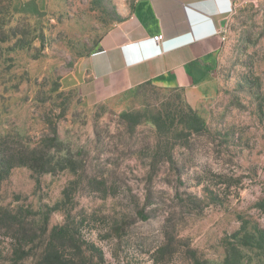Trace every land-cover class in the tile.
<instances>
[{"label":"rangeland","instance_id":"rangeland-1","mask_svg":"<svg viewBox=\"0 0 264 264\" xmlns=\"http://www.w3.org/2000/svg\"><path fill=\"white\" fill-rule=\"evenodd\" d=\"M147 1L0 0V264H264V0H236L193 106L61 87ZM168 100L204 127L159 135Z\"/></svg>","mask_w":264,"mask_h":264},{"label":"crops","instance_id":"crops-1","mask_svg":"<svg viewBox=\"0 0 264 264\" xmlns=\"http://www.w3.org/2000/svg\"><path fill=\"white\" fill-rule=\"evenodd\" d=\"M236 0H148L104 34L97 49L62 77L69 91L104 81L137 87L150 82L184 93L193 106L214 93L212 67L222 47V29ZM162 35L159 43L151 38Z\"/></svg>","mask_w":264,"mask_h":264},{"label":"trees","instance_id":"trees-1","mask_svg":"<svg viewBox=\"0 0 264 264\" xmlns=\"http://www.w3.org/2000/svg\"><path fill=\"white\" fill-rule=\"evenodd\" d=\"M152 84L150 82L141 84L137 86V89H142L145 86H151ZM170 91H180L177 89H168ZM185 109H187L189 112H191L190 108L185 106ZM183 108L181 107V104H176V100H168L162 105V109L159 113H157L154 116V125L157 128L158 134L161 135L162 128L165 126V124H169V126L173 129L176 127H181L182 129H188V130H195L200 131L204 124L201 122L200 118L196 115H193L192 120H188V114L184 112ZM257 239L262 248H264V230H256Z\"/></svg>","mask_w":264,"mask_h":264},{"label":"built area","instance_id":"built-area-1","mask_svg":"<svg viewBox=\"0 0 264 264\" xmlns=\"http://www.w3.org/2000/svg\"><path fill=\"white\" fill-rule=\"evenodd\" d=\"M154 43H159L162 40V35H157L151 38Z\"/></svg>","mask_w":264,"mask_h":264}]
</instances>
